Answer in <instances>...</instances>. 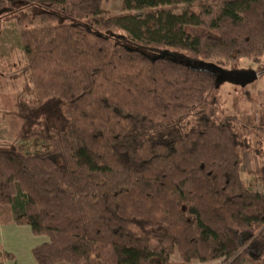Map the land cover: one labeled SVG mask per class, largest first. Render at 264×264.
Listing matches in <instances>:
<instances>
[{"label": "trees", "instance_id": "16d2710c", "mask_svg": "<svg viewBox=\"0 0 264 264\" xmlns=\"http://www.w3.org/2000/svg\"><path fill=\"white\" fill-rule=\"evenodd\" d=\"M108 1L0 0L34 109L57 102L66 121L17 135L42 149L0 145L1 220L48 238L38 264L211 262L240 234L264 264V193L242 175L248 145L220 94L243 60L264 72V0H123L122 15ZM13 259L0 244V264Z\"/></svg>", "mask_w": 264, "mask_h": 264}, {"label": "rangeland", "instance_id": "374dc122", "mask_svg": "<svg viewBox=\"0 0 264 264\" xmlns=\"http://www.w3.org/2000/svg\"><path fill=\"white\" fill-rule=\"evenodd\" d=\"M104 8L114 15L126 14L123 10V0H109L104 4ZM169 9L177 14L183 11L199 14L194 6L181 5ZM133 14L144 16L145 12L138 11ZM20 32L21 29L14 23L3 22L0 17V145L15 141L22 150L33 152L42 149L44 142L17 141L19 133H51L64 128L66 121L57 102L40 110L34 109L35 94L26 91L27 85L32 84L28 75L22 72L26 66V58L19 45ZM241 68L244 70L242 73L252 75L256 72L258 78L252 82L238 83L224 79L220 87L221 113L239 118L238 129L243 141L248 145L243 150L242 175L253 185L255 191L264 193V72L259 71L249 60H243ZM22 108H26L23 114ZM3 214L8 219L13 218L9 213ZM251 238L250 234H240L238 241L231 243L229 254L225 258L211 262L194 261L193 264H248L245 253L249 250ZM171 261L179 263L181 259L176 253L171 257ZM32 262L37 264L33 258Z\"/></svg>", "mask_w": 264, "mask_h": 264}, {"label": "crops", "instance_id": "0c3cea01", "mask_svg": "<svg viewBox=\"0 0 264 264\" xmlns=\"http://www.w3.org/2000/svg\"><path fill=\"white\" fill-rule=\"evenodd\" d=\"M9 219L4 223L0 217V244L6 253L14 256V259L3 264H35L32 262V258L34 259L32 252L36 247L48 242V238L36 236L28 225L14 223L12 221L14 216ZM34 261L36 262L35 259Z\"/></svg>", "mask_w": 264, "mask_h": 264}, {"label": "water", "instance_id": "95a60500", "mask_svg": "<svg viewBox=\"0 0 264 264\" xmlns=\"http://www.w3.org/2000/svg\"><path fill=\"white\" fill-rule=\"evenodd\" d=\"M223 77L224 79H229L234 83H238L240 81L252 82L258 78L256 72L252 73V75L248 73H223Z\"/></svg>", "mask_w": 264, "mask_h": 264}]
</instances>
